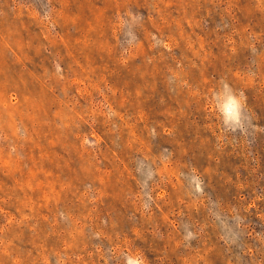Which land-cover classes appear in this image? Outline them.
<instances>
[{"label":"rangeland","instance_id":"1","mask_svg":"<svg viewBox=\"0 0 264 264\" xmlns=\"http://www.w3.org/2000/svg\"><path fill=\"white\" fill-rule=\"evenodd\" d=\"M0 264H264V0H0Z\"/></svg>","mask_w":264,"mask_h":264},{"label":"clouds","instance_id":"2","mask_svg":"<svg viewBox=\"0 0 264 264\" xmlns=\"http://www.w3.org/2000/svg\"><path fill=\"white\" fill-rule=\"evenodd\" d=\"M226 87V86H225ZM231 103H232V105H233V107L235 106V101H231ZM233 115H234V113H233Z\"/></svg>","mask_w":264,"mask_h":264}]
</instances>
